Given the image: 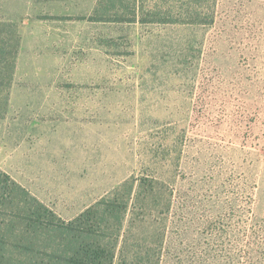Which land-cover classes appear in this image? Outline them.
I'll return each instance as SVG.
<instances>
[{"label": "rangeland", "instance_id": "374dc122", "mask_svg": "<svg viewBox=\"0 0 264 264\" xmlns=\"http://www.w3.org/2000/svg\"><path fill=\"white\" fill-rule=\"evenodd\" d=\"M99 1L0 0V264H264V0Z\"/></svg>", "mask_w": 264, "mask_h": 264}, {"label": "trees", "instance_id": "16d2710c", "mask_svg": "<svg viewBox=\"0 0 264 264\" xmlns=\"http://www.w3.org/2000/svg\"><path fill=\"white\" fill-rule=\"evenodd\" d=\"M124 8H126V0H100L98 7L95 10L94 16L91 17V20L95 22H108L112 20V16L114 15V13H116L117 14V17L115 19L116 22L126 21L127 19H125V17L119 15V9H124ZM132 16L133 18L129 20V22L132 23L136 22L137 15L135 11H133ZM164 18L165 17L162 16L159 17L156 16L153 18V20H155L158 23L167 22V21L170 22L171 20L169 17L164 21ZM119 264H128V262L122 259ZM131 264H145V260L143 258H140L139 261L137 256L132 260Z\"/></svg>", "mask_w": 264, "mask_h": 264}]
</instances>
